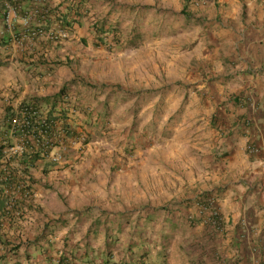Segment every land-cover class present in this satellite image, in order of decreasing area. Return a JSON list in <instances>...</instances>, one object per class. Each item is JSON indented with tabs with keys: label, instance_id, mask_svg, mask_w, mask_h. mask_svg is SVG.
Segmentation results:
<instances>
[{
	"label": "crops",
	"instance_id": "obj_1",
	"mask_svg": "<svg viewBox=\"0 0 264 264\" xmlns=\"http://www.w3.org/2000/svg\"><path fill=\"white\" fill-rule=\"evenodd\" d=\"M53 1L57 2L55 5L60 3ZM228 2L230 7L225 11ZM214 4L217 12L207 20L216 24L214 54L219 59L216 68L208 69L207 73L209 78L214 76L218 80L212 79L214 82L209 84L201 77L195 88L206 97V102L225 106L219 109L220 125L208 127V136L203 129H197V137L205 136L207 144L198 143L196 153L188 158L191 167L197 169L196 176L190 172L187 182L178 178L181 188L166 194V202L170 203L161 205L157 198H146L144 194L146 184L153 193L158 185V173L155 167L151 169L150 161L139 165L120 160L114 165L94 159L95 154L100 155L99 151L95 149L93 153V147L86 146L82 151L84 159L74 156L66 164L49 163L53 168L49 169L48 165L46 169L54 172V180L59 178L56 184L67 194L74 190L73 185L88 183L86 190L81 187L74 195L92 202L82 209L55 211L57 204L52 194L42 195L39 191V210L28 212L19 229L11 228L10 220L4 219L0 228V264H53L51 258L64 251L65 255L68 251L76 257L78 263L97 257L109 260V264H261L264 261V0H215ZM131 7V15L135 17L140 7ZM146 8L150 11L154 7ZM186 8L185 3L179 15L187 23L199 24L192 16L188 19L181 15ZM224 12L231 26L225 23ZM21 67L28 70L24 65ZM64 67L50 72L36 64L30 69L31 77L40 85L41 72L44 79L47 73H56ZM189 78L181 85L184 89L194 84ZM84 90L88 97L96 93ZM91 97L85 101L80 96L83 104L92 110ZM70 114L78 116L79 112ZM253 144L258 148L255 154L248 151V146ZM57 153L62 154L61 149ZM206 162L213 164L211 174L204 170ZM42 164L44 168L47 165ZM167 183L171 187L172 182ZM186 184L193 191H186ZM204 195L216 196L224 221L222 231L206 223V214L200 206ZM128 198L132 204L125 202ZM15 230L20 236L14 238ZM7 242L9 247L24 244L17 254L20 259L13 258ZM111 242V255L106 258V245Z\"/></svg>",
	"mask_w": 264,
	"mask_h": 264
},
{
	"label": "rangeland",
	"instance_id": "obj_2",
	"mask_svg": "<svg viewBox=\"0 0 264 264\" xmlns=\"http://www.w3.org/2000/svg\"><path fill=\"white\" fill-rule=\"evenodd\" d=\"M185 3L186 12L199 24L187 23L179 15ZM214 3L215 0H98L95 14L100 19L108 17L118 23L125 43L111 50L96 48L91 42L83 44L82 39L91 38L89 21L84 20L83 27L64 42L61 50L46 53L44 59L68 64L56 73H47L44 79L41 72L40 85L38 81L33 82L30 69L42 61V52L37 53L34 63L29 55L23 56L22 48L17 44L0 50V61L9 66L12 64L7 70H0V134L4 133L11 114L23 107L24 100L52 96L64 84L76 80L73 95L82 96L86 101L91 96L85 94L84 88L96 92L90 102L93 115L91 118L80 115L76 128L80 129L81 137L60 148L64 157L61 164L74 156L84 159L82 151L86 146H92L93 153L95 149L99 151L100 155L95 154L94 159L114 165L120 160L138 162L139 165L150 161L151 169L155 167L158 173V185L153 193L146 184L145 197L157 198L156 202L161 205L169 204L165 196L181 188L178 178L187 182L190 172L196 176L197 169L191 167L188 158L196 153L198 143L207 144L208 127L219 124V109L223 110L225 106L206 102V97L195 88L201 77L209 84L214 82L212 79L218 80L214 76L209 78L207 73L208 69L216 68L219 59L214 54L216 24L207 20L210 14L217 12ZM227 4L225 11L230 7V2ZM131 6L140 7L135 17L131 15ZM146 7L155 10L149 11ZM224 16L225 23L231 26L226 12ZM130 37L140 39L132 43ZM21 65L28 70L22 69ZM188 77L194 82L190 84L194 88L189 86L187 90L181 85ZM197 129L204 130L203 139L202 135L197 137ZM51 165L49 169L53 168ZM45 169L43 164L32 169L34 186L38 185L35 188L37 199L39 191L42 195L44 192L52 194L57 204L55 211L73 207L82 209L92 202L87 197L74 195L76 190H82L81 187L86 190L88 183L73 185L74 190L67 194L56 184L59 178L54 180V172L45 173ZM204 170L211 174L213 164L206 162ZM167 182H172L171 187ZM208 182L211 181L206 180ZM112 184L108 185L109 189ZM186 187V191H193L187 184ZM130 200L125 202L131 203ZM113 201L120 203V200ZM113 208L116 209L115 205Z\"/></svg>",
	"mask_w": 264,
	"mask_h": 264
},
{
	"label": "trees",
	"instance_id": "obj_3",
	"mask_svg": "<svg viewBox=\"0 0 264 264\" xmlns=\"http://www.w3.org/2000/svg\"><path fill=\"white\" fill-rule=\"evenodd\" d=\"M95 2L97 3L98 0H63L61 3L55 5L53 0H0V26L2 28V31L0 32V50H7L13 47L15 41L21 42L24 48L22 51L23 56L29 55L32 58L31 62L35 63L34 60H36L35 57L37 53L42 52L44 57H41L42 59L40 58V60L42 61L37 64L45 66L50 72H53L68 63L61 60H56L54 62L48 61L47 59H44L47 56L46 53L50 50L55 52L61 50L64 42L68 41L71 35L75 34L83 27L84 20L89 21L91 38L82 39L83 44L87 45L91 42L96 48L110 50L117 46H121L125 42L118 23L111 21L108 17L100 19L94 11ZM9 7L14 8L17 11L18 17L14 23V31L12 34L8 33V26L6 24ZM34 12H37V14ZM28 15L31 16V19L26 25L24 19ZM181 15L191 19V16L185 10ZM130 39V42L135 43V39H140V37H136L135 39L130 37ZM7 66V63L0 61V68ZM76 83V80H72L64 84L56 94L42 98L33 97L22 103V106L29 108L32 106L43 107V109L47 111V122L53 124L51 127L52 130H55L58 124L66 135L68 141L72 139L79 140L82 133L76 128V123H78L80 115L82 114L91 115L89 116L91 118L93 115V109L91 110L89 106L83 104L79 95L72 94ZM71 111L79 112V115L75 116L73 115L74 113L71 115ZM13 116L14 113L11 114L10 118ZM5 134V132L0 134V137L4 138ZM4 150L5 147L0 144V164L4 156ZM33 158L34 162H39L37 157ZM27 159H29L28 154H25L21 158L16 157L13 160L15 165L14 170L8 168H5V170L1 169L0 179L4 175H8L11 178V183H20V180L24 181L22 173L27 172V170L16 167V165H22ZM42 163L40 157V164ZM47 166L48 164L45 168ZM44 172L47 173L48 169H45ZM11 186L12 185L10 184L0 182V228L4 219L7 218L10 220L11 228L19 229L25 213L38 211L39 206L34 202H31V200L24 199V190L21 191L20 194L22 195L20 197L17 195L18 193L12 194ZM207 197V195H204L201 199L205 201ZM10 198L15 200V208L13 211L9 212L7 211V202ZM12 236L20 235H18V231L15 230ZM20 244L21 245L14 244L11 247H9L8 242L6 244L10 249V254H13L14 259H20V256L18 257L17 254L24 246L23 243ZM112 247L113 242L106 245L104 257L108 258L109 255H111ZM66 253H68V255H65V251L62 252L63 258H61L60 264H109V260L105 261V259H99L98 257L93 261L85 263L81 261L78 263L76 257L72 256L68 251ZM87 253L89 254V252Z\"/></svg>",
	"mask_w": 264,
	"mask_h": 264
},
{
	"label": "built area",
	"instance_id": "obj_4",
	"mask_svg": "<svg viewBox=\"0 0 264 264\" xmlns=\"http://www.w3.org/2000/svg\"><path fill=\"white\" fill-rule=\"evenodd\" d=\"M34 13L37 14V12ZM17 19V11L14 8L9 7L6 17L8 33L12 34L14 31V23ZM30 19L31 16L28 15L24 19V23L27 25V22H29ZM13 44H17L20 49L22 48V51L24 50L21 42L15 41ZM47 120V111L43 109V107H22L19 111L14 113L13 117L8 119L4 131L6 134L4 138L0 137V144L5 147L0 170H5V168L14 170L15 165L13 160L16 157L21 158L25 154L29 155V159L25 160V163L19 166L16 165V167L27 170V172L22 173L24 181L20 180L21 184L11 183V178L8 175H4L0 179V182L12 185V194L18 193L17 195L19 197L22 195L20 194L21 191L24 190V199L31 200V202H34L36 205L37 195L33 182L32 169L40 166V157L43 163L61 164L64 157L62 154L57 153L58 149L62 148L70 141L74 142L73 139L69 141L66 139V135L58 124L56 129L52 130L51 127L53 124L48 123ZM248 151L255 154L258 152V148L253 144L248 146ZM33 157H37L39 162H34ZM200 206L202 212L206 214V223L211 225L217 231H222L224 228V221L218 208L216 197L208 196ZM14 208L15 200L10 198L7 202V211H13ZM27 214L28 212L25 213V216ZM61 258H63L62 254L53 257V264H60ZM261 264H264V261Z\"/></svg>",
	"mask_w": 264,
	"mask_h": 264
}]
</instances>
